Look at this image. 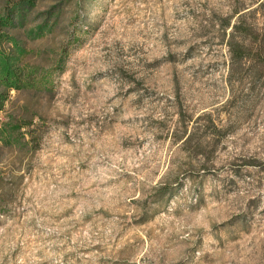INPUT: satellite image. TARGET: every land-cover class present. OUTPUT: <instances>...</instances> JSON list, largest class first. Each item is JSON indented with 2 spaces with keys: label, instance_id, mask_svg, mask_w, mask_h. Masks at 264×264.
<instances>
[{
  "label": "rangeland",
  "instance_id": "374dc122",
  "mask_svg": "<svg viewBox=\"0 0 264 264\" xmlns=\"http://www.w3.org/2000/svg\"><path fill=\"white\" fill-rule=\"evenodd\" d=\"M25 1L0 28V264H264L263 80L231 103L224 37L264 0Z\"/></svg>",
  "mask_w": 264,
  "mask_h": 264
},
{
  "label": "trees",
  "instance_id": "16d2710c",
  "mask_svg": "<svg viewBox=\"0 0 264 264\" xmlns=\"http://www.w3.org/2000/svg\"><path fill=\"white\" fill-rule=\"evenodd\" d=\"M28 1H21V4L14 7L16 10L6 9V14L2 18L0 17V28H15L16 16L19 14L21 18V11L28 8ZM25 3V4H24ZM10 12V13H9ZM20 20V19H19ZM225 24V29H228V33H224L225 44L228 51V62H227V85L229 87L230 93L233 97L231 98V103L238 101L241 98V95L234 93V84H240L243 81V78H247L250 81V84L263 80V90H264V24L259 26L256 22L250 21L247 18V14L242 13L241 10H236L232 13L231 16L227 17ZM9 75V74H7ZM4 83L10 86H15L17 78L13 76L15 83L10 81L7 76L2 78ZM2 83V82H0ZM9 83V84H8ZM248 101L257 98V95L249 97ZM2 98L3 95L0 93V110L2 108ZM242 102L244 99H241ZM239 102V101H238ZM208 117H206L207 119ZM211 122L214 132H216L217 127L213 124V121L207 119ZM26 126H30L28 123ZM183 136L179 137L178 140L183 146H191V153L198 155L197 143L194 142V136L191 134H186V131L183 132ZM212 138H215L217 135L212 134ZM196 145V148L193 146ZM161 200V199H159ZM146 219H143L145 222Z\"/></svg>",
  "mask_w": 264,
  "mask_h": 264
}]
</instances>
